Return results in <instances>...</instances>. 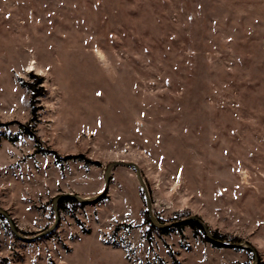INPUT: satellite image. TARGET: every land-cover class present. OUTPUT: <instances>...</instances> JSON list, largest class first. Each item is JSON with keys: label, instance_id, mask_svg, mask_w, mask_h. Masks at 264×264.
Wrapping results in <instances>:
<instances>
[{"label": "rangeland", "instance_id": "rangeland-1", "mask_svg": "<svg viewBox=\"0 0 264 264\" xmlns=\"http://www.w3.org/2000/svg\"><path fill=\"white\" fill-rule=\"evenodd\" d=\"M114 161L264 264V0H0V264L253 263Z\"/></svg>", "mask_w": 264, "mask_h": 264}, {"label": "water", "instance_id": "water-1", "mask_svg": "<svg viewBox=\"0 0 264 264\" xmlns=\"http://www.w3.org/2000/svg\"><path fill=\"white\" fill-rule=\"evenodd\" d=\"M117 166H125V167H129V168L134 169L136 180H137L138 185L140 186V189H141L143 196H144V202H145V206H146V213H147L148 219L150 221V224L154 228L159 229V230H163V229L173 228L177 225L184 224V223H187L189 221H197L202 226L205 237L208 239V241L210 243H214L217 245L229 246V247L236 248V249L244 248V249L250 250L254 255V260H253L252 264H255V262L257 260L256 254L251 247H249L247 244H244V243H225L223 241L215 239L212 236V234L208 231V228L204 224H202L201 221L196 216H189L187 218L180 219V220L172 222V223H160L153 213L151 197L149 195L147 186L145 184V181L141 175L139 168L137 167L136 164L125 162V161H114V162H110L107 165H105V167L103 168L104 188H103V191L99 195H96V196L91 197V198H82V197H79V196L74 195V194H62V195L55 197L52 201V208H53L54 215H55L54 223L52 224V226L50 228H48L47 230L40 233L37 237H41V236H45V235L50 234L55 229V227L57 226V222L59 220V212H58L57 204L61 199L72 198L76 202H78L79 204H89V203L97 201L100 198V196L107 190L112 170ZM0 216L4 217L8 221L10 230L16 237H18L21 240H31L32 239L29 237H23L18 233V231L14 227L13 223L11 222L10 217L7 215V213L5 211L0 210Z\"/></svg>", "mask_w": 264, "mask_h": 264}, {"label": "trees", "instance_id": "trees-1", "mask_svg": "<svg viewBox=\"0 0 264 264\" xmlns=\"http://www.w3.org/2000/svg\"><path fill=\"white\" fill-rule=\"evenodd\" d=\"M33 79H35L36 81V85H40L42 82H41V79L37 76H33ZM1 126H4L1 125ZM21 128H23L25 134H28L31 138L35 139V142L37 144V147H40V142L38 141V139L36 138L35 134L31 131H29L28 129H26L23 125L20 126ZM40 152L42 151V149H39ZM51 154L54 155L55 159L56 160H60V157L54 152V151H50ZM68 206H73V207H78V206H81V204H79L78 202H76L74 199L72 198H63L61 199L59 202H58V210H65L67 209ZM143 217H144V223L145 224H148L149 225V231H153V232H156L158 234H161V233H165L167 231V229H163V230H159V229H156L154 228L151 224H150V221L148 219V216H147V213L146 211L143 213ZM157 220L160 222V223H163L162 220L158 217H156ZM0 219H4V217L0 216ZM183 226H188L191 228V230L202 237V239L206 242H209L208 239L205 237V234H204V231H203V228L202 226L200 225L199 222L197 221H189L187 223H184V224H180V225H177L175 226V228L177 229H181ZM212 236L215 238V239H218L220 241H224L226 240V237L225 236H221V235H218L216 232H211ZM48 236H51V235H48ZM231 241H237L236 238H232L230 239ZM214 244V243H212ZM216 246H220V245H217V244H214Z\"/></svg>", "mask_w": 264, "mask_h": 264}, {"label": "crops", "instance_id": "crops-1", "mask_svg": "<svg viewBox=\"0 0 264 264\" xmlns=\"http://www.w3.org/2000/svg\"><path fill=\"white\" fill-rule=\"evenodd\" d=\"M104 241V240H103ZM104 244L108 247H110L111 249H121V245H114V244H109L106 241H104Z\"/></svg>", "mask_w": 264, "mask_h": 264}]
</instances>
